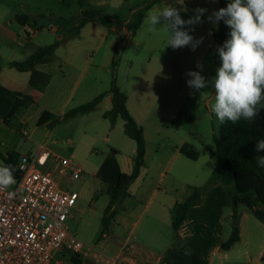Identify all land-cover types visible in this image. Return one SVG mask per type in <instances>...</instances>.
Wrapping results in <instances>:
<instances>
[{
    "label": "crops",
    "instance_id": "crops-1",
    "mask_svg": "<svg viewBox=\"0 0 264 264\" xmlns=\"http://www.w3.org/2000/svg\"><path fill=\"white\" fill-rule=\"evenodd\" d=\"M132 1L78 0L77 3L81 7L79 12L84 16L75 25H70L66 24L67 21L62 15L64 13H58V15L53 13V5L63 7L66 0H0V154L6 155L16 152L20 157L21 155L34 154L40 146L45 147L38 145L30 154H22L17 151L21 131L24 130L21 125L25 123L27 113L32 106L36 107L37 120L43 111L61 116L73 108L68 109L69 101L73 96V87L69 89L64 76L59 77L53 71L56 64L58 66L63 63L65 66L73 67L78 63L83 49L78 47L70 35L75 32L76 36L80 38L79 36L84 33L88 36L89 42L94 41L93 55H86L84 62L90 60V64L111 66L114 59L111 53L106 55L103 52V61H95L94 56L101 49L103 42L107 40L110 31L114 36L109 44L116 50L119 34L129 32L124 23L130 20V15L137 10V7L129 9L130 14L121 25L123 29H119L120 32L114 27L109 28L105 25L101 21L102 16L108 17L104 14L105 10L113 9L119 12L124 4L130 6ZM169 2L170 7L174 6L179 12H182L188 3L185 17H188L190 10L195 15L194 10L197 8L207 9L205 12L207 17L219 10L218 0L215 3L212 0H169ZM83 5L88 8H84ZM91 8L98 10L99 15L89 19L79 27L86 12L93 10ZM23 14L31 17L29 23L21 24L17 21L16 17ZM40 19L45 21L37 23ZM56 19L61 20L60 25L55 21ZM219 23L209 21L205 29L190 32V35L196 39L203 37V42L196 50L204 53L211 48L214 43L212 29L217 27ZM45 28L49 34L43 32ZM29 30L35 31L29 36L30 38L26 35ZM59 31H61L60 34H58ZM54 42H58L53 52L54 61L36 66L37 70L50 75L44 90L37 93L29 87L30 71H19L11 67L10 63L23 61L32 55L36 48ZM81 62L83 61L81 60ZM118 87L127 96L126 107L128 111L143 129L146 143L144 166L140 169L137 178L128 186L127 193L121 196L112 207V217L108 220L107 226L103 227L102 225L104 231L95 244L89 246L83 243L87 247V251L83 255H73L64 251L55 253L50 264H264V260H262L264 224L258 219V222L251 220L248 212L252 216L253 214L246 207L248 212L237 209L239 240L226 250L221 248V244L230 234L231 215L230 208L223 205V186L221 183H216L207 188L191 205L185 219L174 234L171 227L172 207L186 199L193 188L204 185L185 188L188 176L174 172L171 166L170 161H179L181 165L178 169L182 167L184 170L187 167L184 162L179 160V157L188 159L179 152V147L188 141L183 139L175 145L171 159H162L159 156V149L155 150V158L151 159L146 131L141 125L142 118L138 119L131 109L129 91L121 84H118ZM18 93L35 96L36 102L20 110L10 119V126H7L2 120L9 113ZM101 93H105V95L95 110L68 121L81 119L82 123L90 124L93 127L108 128L110 135L104 137V140L111 145V153L116 155V161L114 162L115 174L112 172L110 176L113 183L107 185V191L109 187L115 185L120 174L131 172L136 147L135 142L129 139L125 133L127 140L120 135V130L124 132L123 121L120 118H117L112 126L107 119L103 118V113L111 107V96L107 90ZM87 101H80L77 105ZM98 118L107 121V124L100 122ZM36 126H38L37 121ZM27 134L29 138V133L27 132ZM45 148L51 154L58 156L51 148ZM69 160L74 164L71 159ZM48 163L46 169L52 168L51 163L50 165ZM186 174L188 175L189 172L187 171ZM77 180H79L78 184L81 189L88 187L84 178ZM73 181L75 180H70V178L62 180L67 187L73 184ZM109 200L110 196L106 206ZM79 209L76 201L69 218H73V213ZM254 219L256 218L254 217ZM67 230L76 237L69 231L68 227ZM63 254H67L68 257H58Z\"/></svg>",
    "mask_w": 264,
    "mask_h": 264
},
{
    "label": "rangeland",
    "instance_id": "rangeland-1",
    "mask_svg": "<svg viewBox=\"0 0 264 264\" xmlns=\"http://www.w3.org/2000/svg\"><path fill=\"white\" fill-rule=\"evenodd\" d=\"M77 2L78 0H66L63 7L54 4L53 13L55 15L64 13L62 15L67 21L66 24L75 25L84 16L79 12L81 7ZM166 6H170L169 0H133L130 6L124 4L119 12L113 9L104 11L108 17L102 16L101 21L109 28L114 27L119 31V27L130 14L129 9L137 7V10L130 15V20L124 23L129 32L119 34L116 50L109 44L114 36L110 31L107 40L94 56L95 61H103L102 53L106 55L111 53L116 60L114 69L110 65L104 67L95 63L90 64V60L84 62L86 55H93L95 44L94 41H88L86 34L83 33L78 38L74 32L70 35L71 39L83 49L78 63L73 67L65 66L63 63L58 66L56 64L53 71L59 77L64 76L69 89L73 87V96L69 101L68 109L77 106L80 101L98 96L102 91H108L114 73L116 85L121 84L129 91L131 109L138 119L142 118L141 125L146 131L151 159L155 158L157 149L162 159H171L175 145L186 139L199 150L197 160L191 161L179 157V160L187 165L184 170L182 167L178 169L181 165L179 161H170V163L174 172L188 176L185 188L201 186L215 167L210 152L214 150V136L218 134L219 122L208 108V104L214 102V89L209 86L201 90V92L207 91V95L194 92L187 86L186 81L190 77L185 74L190 70L200 71L196 68L199 61L203 64L201 75L211 81L220 66L217 45L214 42L204 53L198 50L192 51L190 46L176 50L170 45L166 46L169 33L162 27L164 22L161 21L157 26L158 30L153 32L149 30L148 21L150 15L158 13ZM83 7L88 8L85 5ZM187 8L188 3L180 12L184 20L194 16L190 10L188 17H185ZM88 12L89 10L86 13ZM112 18L114 20H111ZM202 20L203 23L188 27H194L197 31L203 30L209 24L205 13ZM44 21L40 19L37 23ZM55 21L60 25L61 20ZM223 30L228 38L229 32L226 26ZM43 32L49 34L46 28ZM60 33L61 31L58 32ZM35 108V106L31 107L25 123L21 125L29 133V138L21 135L17 151L30 154L38 145H44L51 148L59 157L71 159L74 162L71 168L79 167L82 170L80 179L84 178L88 187L81 189L77 179L68 186L77 193L76 201L80 209L73 213V218L66 219L65 224L82 243L93 246L104 231L101 220L109 199L106 187L109 183H113L110 177L112 172L115 174L116 155L111 153V145L104 140V137L110 135L108 128L93 127L82 123L81 119L38 127ZM180 113L188 115L192 118V122L179 128L170 127V120ZM98 120L107 124L103 119L98 118ZM120 135L126 139L121 130ZM238 208L239 211L248 212L244 205ZM248 214L251 220L258 222L249 212ZM61 256L68 257L67 254L58 257Z\"/></svg>",
    "mask_w": 264,
    "mask_h": 264
},
{
    "label": "trees",
    "instance_id": "trees-1",
    "mask_svg": "<svg viewBox=\"0 0 264 264\" xmlns=\"http://www.w3.org/2000/svg\"><path fill=\"white\" fill-rule=\"evenodd\" d=\"M219 9L226 7L230 0H218ZM99 15L98 10H89L85 14L79 27L84 25L89 19ZM21 24L29 23L31 17L23 14L16 17ZM223 21L212 29L214 42L217 46L222 45L227 39L223 27ZM227 32L230 29L226 26ZM28 38H30L27 35ZM58 42L50 45L38 47L32 55L20 62H11L10 66L19 71H30L29 87L37 93H41L49 82L50 75L36 69L37 65L49 64L54 61L53 52ZM220 65V59L218 56ZM111 66L116 67V60H112ZM111 96V107L103 113V118L107 119L110 125H114L117 118L123 121L125 135L135 142V155L133 166L129 174H120L115 185L108 188L107 192L110 200L104 210L102 217L103 227L107 226L108 220L112 217V207L118 199L127 193L128 186L137 178L140 169L144 166L145 137L143 129L136 123L126 107L127 96L116 85L114 73L112 75L110 88L107 91ZM105 93H101L91 100L79 104L67 110L61 116H55L48 111H43L37 120V125L52 126L57 123L66 122L70 119L92 112L96 109ZM36 97L23 93H18L9 113L2 122L10 126V119L20 110L35 103ZM192 122V118L180 113L170 122L171 127L179 128L186 123ZM264 139V109L253 123L241 119L237 124L231 122L221 125L219 123L218 134L214 136V150L210 152V158L215 162V167L209 175L207 181L201 187L192 189L191 194L182 202L176 203L171 209V227L176 234L180 224L185 219L191 205L210 186L221 183L223 186V205L231 209L230 234L221 244L223 250L228 249L239 240L238 213L240 205H244L251 211L253 216L264 224V167H261L255 157L264 156V150L256 151V144ZM179 152L186 158L197 160L199 150L189 142L183 143L179 147ZM1 166L11 165L14 169L15 177L18 176L17 163L19 155L11 152L0 155ZM264 260V250L262 255Z\"/></svg>",
    "mask_w": 264,
    "mask_h": 264
},
{
    "label": "clouds",
    "instance_id": "clouds-1",
    "mask_svg": "<svg viewBox=\"0 0 264 264\" xmlns=\"http://www.w3.org/2000/svg\"><path fill=\"white\" fill-rule=\"evenodd\" d=\"M213 3L216 0H212ZM195 15L184 20L178 9L166 6L148 17L149 30L157 31L163 21V28L169 33L166 46L173 50L191 47L195 51L203 42L190 35L197 24L203 23L202 17L207 9L197 8ZM208 20L223 23L230 29L228 38L217 46L220 66L211 81L201 75L203 64L197 62L200 71H188L190 77L187 86L194 92H201L211 86L214 89L213 100L208 104L223 125L237 124L241 119L253 123L264 108V0H230L226 7L214 11ZM256 151L264 150V139L256 144ZM264 167V156L255 157ZM15 169L11 165L0 166V191L16 183Z\"/></svg>",
    "mask_w": 264,
    "mask_h": 264
},
{
    "label": "built area",
    "instance_id": "built-area-1",
    "mask_svg": "<svg viewBox=\"0 0 264 264\" xmlns=\"http://www.w3.org/2000/svg\"><path fill=\"white\" fill-rule=\"evenodd\" d=\"M21 135L28 137L26 130ZM48 162L53 167L46 169ZM70 166L69 159L42 146L32 155L19 157L16 183L0 191V264H50L61 251L86 253L87 247L65 224L78 195L62 180L79 179L82 173Z\"/></svg>",
    "mask_w": 264,
    "mask_h": 264
}]
</instances>
